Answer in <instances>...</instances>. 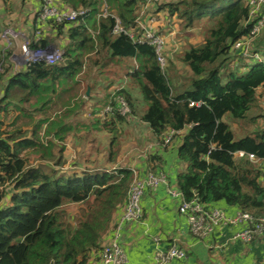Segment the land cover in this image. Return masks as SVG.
<instances>
[{
	"label": "trees",
	"instance_id": "obj_1",
	"mask_svg": "<svg viewBox=\"0 0 264 264\" xmlns=\"http://www.w3.org/2000/svg\"><path fill=\"white\" fill-rule=\"evenodd\" d=\"M61 1L90 9L85 20L46 29L40 43L66 41L63 61L20 73L0 61V264H103L134 179L133 168L117 163L121 137L138 118L133 93L142 95L141 121L159 142L180 131L174 149L185 168L176 188L185 199L264 216V176L246 155L264 157V62L234 48L253 28L249 0H163L159 10L179 29L176 58L168 46L164 68L152 45L113 34L115 19L100 15L107 3L131 28L140 0ZM253 49L264 52V31ZM88 79L94 94L86 97ZM118 96L131 113H104ZM100 133L108 136L105 166L66 168L67 141L85 144ZM238 151L245 154L236 159ZM146 162L156 170L166 161L157 151Z\"/></svg>",
	"mask_w": 264,
	"mask_h": 264
},
{
	"label": "built area",
	"instance_id": "obj_2",
	"mask_svg": "<svg viewBox=\"0 0 264 264\" xmlns=\"http://www.w3.org/2000/svg\"><path fill=\"white\" fill-rule=\"evenodd\" d=\"M160 1L161 0H142L139 15L135 19V28L127 29L123 25L122 20L116 14H112L115 18L112 31L115 34L124 33L130 38L135 39L138 34L136 28H138L141 33L138 41L152 45L155 48L161 66L164 67L166 65L167 40L166 37L159 32L157 14L151 10V7ZM249 5L250 11L246 23L254 21L251 34L247 38L236 41L234 48L239 50L242 56L247 59L264 62V52L253 49L254 40L264 29V14H260L263 11L264 0H249ZM89 12V8L75 9L65 3H59L56 0H42L37 22L41 26L48 20H53L57 24L73 23L85 20ZM101 15L103 17L110 15L108 5H105ZM41 26L37 28L35 34L37 40H39L42 35ZM1 35L2 38L7 41L8 46H11L21 34H18V32L10 26L5 28ZM24 38L25 41L22 42L19 48L23 57V63L26 64V66L42 60L53 64L63 58L64 49L61 47L54 44H47L32 48L31 41L26 37ZM16 69H18V66ZM0 70H2L1 63ZM190 104L194 105V102ZM106 110L114 112V107L108 106ZM118 111L123 115L130 112V107L123 97L119 99ZM177 133H179V131L171 129L165 136L163 146L171 143ZM239 152H241V156L245 154L244 151ZM246 155L252 162L259 165L264 176V157H259L253 152L246 153ZM167 178V175L163 172H149L145 178H139L135 171L134 179L130 184L121 215L115 222L111 236L104 246L102 256L103 264L127 263V254L121 244L123 225L126 222H138L143 219L142 199L146 191L148 189L155 190L162 183L167 184ZM168 190L173 197L181 199L179 211L186 216L189 230L196 238L205 240L210 238L219 226H234L238 224H244L245 228L236 232L233 237L234 239H240L248 243L260 237L264 238V216L256 217L249 212L241 210L237 211L235 214L229 215L218 207L212 209L206 208L196 196L191 200L185 199L182 192L177 188L170 187ZM159 241L160 239L158 238L155 252L156 264H167L174 259L187 258V251L178 244L174 243L167 249H163L159 246Z\"/></svg>",
	"mask_w": 264,
	"mask_h": 264
},
{
	"label": "crops",
	"instance_id": "obj_3",
	"mask_svg": "<svg viewBox=\"0 0 264 264\" xmlns=\"http://www.w3.org/2000/svg\"><path fill=\"white\" fill-rule=\"evenodd\" d=\"M15 2H17V8H14ZM40 5L41 0H0V32L8 24L18 28L19 25L26 22L24 27L25 29L30 28V30L40 27L41 25L37 24L35 17ZM8 18L10 19L8 20ZM168 21H170L169 18ZM49 27V24H44L46 34L49 32L47 31ZM169 27L173 28L172 32L168 33V42L172 43L171 40L175 38L174 33L176 34L178 28L173 24ZM5 46V40L0 37V53L5 49ZM10 64L13 66V59ZM126 83H128V78H126ZM136 106L138 118L130 122L127 131L147 137L149 153L158 151L165 157L166 162L163 167L153 170L148 167L146 162L149 153L143 154V156L140 150L137 157L143 156L141 159L134 157L126 160L121 156V161L124 162V166L133 168L139 178H145L149 172H163L168 177V183H162L155 190H150L144 195L145 197L142 199L144 218L141 221L126 222L123 225L121 244L127 254L126 264H156L155 252L158 238L160 239L159 246L163 249L176 243L187 251L186 259H174L167 264H264V238L260 237L248 243L233 238L236 232L245 228L244 224L219 226L215 233L205 240L196 238L190 232L186 216L179 211L181 199L173 197L168 190L170 187L176 188L177 174L185 168L184 164L178 161L177 151L174 149L180 140L175 138V143L173 142L174 144L168 150L160 149L168 146H162L159 140L152 135L149 125L141 121L144 114L143 103L141 109L137 104ZM236 156H241V152H238ZM217 207L229 215L239 211L237 207L224 203ZM120 214L119 212L115 219H118ZM110 236L111 234L106 236V241Z\"/></svg>",
	"mask_w": 264,
	"mask_h": 264
},
{
	"label": "rangeland",
	"instance_id": "obj_4",
	"mask_svg": "<svg viewBox=\"0 0 264 264\" xmlns=\"http://www.w3.org/2000/svg\"><path fill=\"white\" fill-rule=\"evenodd\" d=\"M16 5H17V2L14 3V8H17ZM7 6H10V5H7ZM22 11H23V9H22ZM160 18H161V21L163 22V24L167 23V25H169V26L171 24L178 26L176 19H173L174 22L168 21V16H166V12L165 13L162 12V15L160 16ZM9 19L10 18H8V20ZM2 24H3V22H2ZM25 24H26V22H24L22 25H19L18 28L11 26L18 32V34H21L20 37L17 38V40L19 42L25 41V38H23V36H31L34 33V29H31V30H30V28L25 29V27H24ZM8 27H10L9 24L5 25L3 30L5 28H8ZM200 29H201V27H198L195 29L196 34L200 33ZM178 32H179V29H178ZM175 35L176 34L174 33V36ZM195 35L192 38H194ZM174 40H175V38L171 41H172V43L175 44V47H171L172 45H171L170 41L168 43V46H169V49L171 50L169 57H171L172 59L175 60V58H176L175 54L179 48H177L178 47L177 39L175 41ZM55 44L61 46V41H57ZM11 55H14V54H12V51H11ZM12 59H13V56H12ZM21 59L23 60V57ZM14 66H16V63L13 59V70H14ZM15 71H17L16 68H15ZM184 74H185V72H184ZM91 83H93V81H90L88 79V82L86 83V89L88 87V84H91ZM119 87L120 86H117V88H119ZM84 90H85V88H84ZM84 90L82 91V89H81V92H84ZM93 94H94L93 86H91V91H90L89 96L93 95ZM133 98H135V101H136L138 106L141 104L139 106V109H141V106L143 103L142 111L145 112L147 106H146V103H145L142 95L140 93H133ZM144 105H145V108H144ZM91 111H92L91 109L90 110L85 109V112H84V114H85L84 116H86V118H89V120L92 119V118H90L91 117V114H90ZM233 128L238 129V124L234 123ZM107 137L108 136L105 133L95 134V136H94L95 141L93 139H91L93 142H91V140H90V141L86 142L85 144H82L81 142L76 141V139H74V138H71L70 140H68L67 141L68 151L66 153V159H67L66 168L75 169L76 165H79L82 167H84L86 165H88V166L90 165V167L105 166V161H103V159L108 154V150H106V147L108 144L107 143ZM121 143H122L121 148H120L121 151H119V155H118V159H117V163L120 166H124V164H123L124 162L121 161V156L123 158H125L126 160H129L131 158L133 159L134 157L136 159H138V158L141 159L144 156L143 154L149 153V151L147 150V145H148L147 137H143L140 134H137V133L131 134L129 132H126L121 137ZM131 146H132V148H131ZM139 150L142 152L141 154L143 156L137 157ZM236 157H237V159L240 158L238 156H236ZM135 166H136V164H135Z\"/></svg>",
	"mask_w": 264,
	"mask_h": 264
},
{
	"label": "clouds",
	"instance_id": "obj_5",
	"mask_svg": "<svg viewBox=\"0 0 264 264\" xmlns=\"http://www.w3.org/2000/svg\"><path fill=\"white\" fill-rule=\"evenodd\" d=\"M56 1H58L59 3H65V2H63V1H61V0H56ZM141 3H142V0H140V4H139V7H138V9H137V11H136V17L139 15V11H140V9H141ZM163 3V0H161L159 3H157V4H155L153 7H151V10L154 12V13H156L157 14V17H158V21H159V23H158V29H159V32H160V28L163 26V25H165V24H163V22L161 21V18H160V16L162 15V11H160L159 10V7H160V5ZM66 4V3H65ZM68 5V4H67ZM105 5H108L107 3H104L103 4V8H102V12H103V9H104V7H105ZM41 6H42V0H41V5H40V8H41ZM70 6V5H69ZM71 7V6H70ZM40 8L36 11V13H35V17H36V22H37V20H38V12H39V10H40ZM72 8H74V7H72ZM75 9H78V8H75ZM108 10H109V13H110V15L109 16H112V14H116V12L114 11V10H110L109 9V5H108ZM101 12V13H102ZM101 13H100V15H101ZM117 15V14H116ZM102 16V15H101ZM118 16V15H117ZM113 17V16H112ZM119 17V16H118ZM114 18V17H113ZM120 18V17H119ZM115 19V18H114ZM121 19V18H120ZM136 19V18H135ZM54 21L53 20H48L47 22H45L44 24H52ZM135 22V21H134ZM55 23V22H54ZM73 23H75V22H73ZM37 24H38V22H37ZM44 24L41 26V28H42V35H41V38L39 39V40H37L36 39V36H35V34H36V31H37V28L38 27H36L35 29H34V33H33V35H31V36H23V38L24 37H26V38H28L30 41H31V47L32 48H35V47H38V46H40V45H47V44H54V45H56L55 43L57 42V41H50V42H48V43H45V44H42V43H40V41L44 38V33H45V28H44ZM57 24V23H56ZM69 24H72V23H69ZM124 25V24H123ZM135 26H136V23H135V25L133 26V27H131V28H135ZM127 29H131V28H128V27H126ZM162 28H164V27H162ZM264 30V29H263ZM263 30H262V32H263ZM136 31L138 32V34H137V37L135 38V39H133V40H135V41H137V42H139L138 40H139V37H140V35H141V33L139 32V30H138V28H136ZM2 32H3V30L0 32V37L2 38ZM113 32V31H112ZM262 32H261V34H262ZM161 33V32H160ZM113 34H115V33H113ZM121 34V33H120ZM161 34H163L165 37H166V40H167V44H166V49H167V47H168V33L167 34H164V33H161ZM260 34V35H261ZM259 35V36H260ZM258 36V37H259ZM3 40H5L4 38H2ZM132 39V38H131ZM59 41H61V46H59V45H57V46H59V47H61L62 49H64V54H63V58L60 60V61H58V62H56V63H59V62H61V61H63L64 60V55H65V44H66V41L65 40H59ZM5 42H6V46H5V49L0 53V61L1 60H7L9 63H10V61L12 60V56H13V59H14V61H15V63H16V66H14V72L15 73H20V72H23V71H25V70H27L28 68H29V66L31 65H28V66H26V64H24L23 62V60L21 59L22 58V54H21V50H20V48H19V46H21V44H22V42H19L17 39L14 41V43L10 46H8V43H7V41L5 40ZM141 43V42H140ZM33 44H37V46H32ZM148 44V43H147ZM150 45V44H149ZM155 49V48H154ZM15 50H17V52H15ZM11 51H12V54H14V55H11ZM260 51V50H259ZM156 53V52H155ZM167 54V53H166ZM157 55V54H156ZM158 58V57H157ZM37 62H45V63H47V64H50V65H52V63H48V62H46V61H37ZM1 63V62H0ZM34 63H36V62H34ZM56 63H53V64H56ZM18 66V71H15V68ZM166 66V65H165ZM164 66V67H165ZM13 67V66H12ZM20 67V68H19ZM162 67V66H161ZM164 67H162V68H164ZM85 66H84V70H85ZM90 87L92 86V83L91 84H88ZM87 90V89H86ZM89 95H87L86 94V97H88ZM120 97H123L126 101H127V99L124 97V96H118V98H117V107H114V112H109V111H107L106 109H107V107L108 106H112V105H108V106H106V108L104 109V113H110V114H112V115H114L116 112H118V104H119V99H120ZM127 103H128V101H127ZM195 104V103H194ZM129 105V104H128ZM130 107V106H129ZM129 114L131 113V108H130V112H128ZM127 113V114H128ZM145 113V112H144ZM171 130V129H170ZM169 130V131H170ZM168 131V132H169ZM179 133H180V131H179ZM179 133H177V134H179ZM168 133H166L165 134V136L167 135ZM177 134H175V136H174V138H173V142H174V139L176 138V136H177ZM165 136H164V138H163V140L162 141H164V139H165ZM162 146H163V143L164 142H159ZM172 143V142H171ZM171 143H169V144H171ZM168 144V145H169ZM168 145H165V146H168ZM239 152V151H238ZM237 153V152H236ZM235 155V158L237 159V157H236V154H234ZM243 156V155H242ZM238 157H241V156H238ZM134 175H135V172H134ZM121 215V214H120ZM118 220V219H117ZM116 220V221H117Z\"/></svg>",
	"mask_w": 264,
	"mask_h": 264
},
{
	"label": "water",
	"instance_id": "obj_6",
	"mask_svg": "<svg viewBox=\"0 0 264 264\" xmlns=\"http://www.w3.org/2000/svg\"><path fill=\"white\" fill-rule=\"evenodd\" d=\"M91 91V87L88 85L87 90H86V94L89 95Z\"/></svg>",
	"mask_w": 264,
	"mask_h": 264
}]
</instances>
